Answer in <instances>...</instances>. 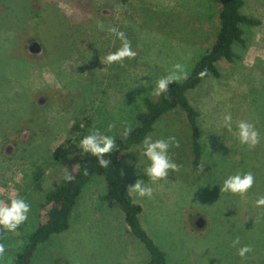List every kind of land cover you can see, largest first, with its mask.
<instances>
[{
    "label": "rangeland",
    "instance_id": "1",
    "mask_svg": "<svg viewBox=\"0 0 264 264\" xmlns=\"http://www.w3.org/2000/svg\"><path fill=\"white\" fill-rule=\"evenodd\" d=\"M244 1L242 13L260 24H242L246 46L233 45L236 59L217 62L221 76L210 75L187 93L199 114L203 159L211 171L192 168V130L183 110L163 115L148 134L179 141L171 149L179 171L151 185L150 199L132 195L142 206L144 229L168 264H264V209L254 206L264 195V0ZM220 9L215 0H0V204L19 193L32 209L29 220L3 240L10 264L23 238L46 220L40 206L46 193L62 177L77 173L82 154L73 143L109 124L116 140L125 138V128L135 127L138 113L145 111L144 100L160 98L151 84H143L154 83L175 63L189 75L216 41ZM111 28L124 31L137 53L123 65L104 61L120 47ZM34 40L43 46L37 56L28 50ZM226 114L233 127L239 120L254 124L259 143L241 145L222 127ZM138 145L120 157L127 188L137 178L147 180L129 163L142 159L131 152ZM246 171L256 178L246 196L225 193L215 184ZM199 217L206 221L202 230L195 224ZM237 236L253 248L246 260L231 246ZM149 263L148 249L130 232L100 175L82 189L69 229L38 245L31 260Z\"/></svg>",
    "mask_w": 264,
    "mask_h": 264
},
{
    "label": "trees",
    "instance_id": "2",
    "mask_svg": "<svg viewBox=\"0 0 264 264\" xmlns=\"http://www.w3.org/2000/svg\"><path fill=\"white\" fill-rule=\"evenodd\" d=\"M220 4L219 29L216 41L212 47L195 63L187 79L169 85L166 94L160 95L158 100L146 98V109L138 113L137 125L133 127L125 138H118L117 145L121 151H127L138 145L144 136L153 131L155 123L166 113L181 109L186 113L187 120L192 130V168L202 174L211 171L212 167L203 159L202 132L198 127L199 114L190 103L188 91L198 87L202 81L211 76L219 78L221 73L217 62L225 59L233 62L237 54L233 50L234 44L246 46L242 24L257 25L260 21L250 18L242 13L244 0H215ZM201 73H204L201 76ZM75 129H80L79 125ZM121 152L115 151L108 168H101L94 157L88 155L79 159L78 171L71 179L62 177L53 188L45 195L41 208L46 211V220L27 237L23 238V244L15 254L13 264H31L33 255L38 245L47 242L53 235L60 234L70 227V216L77 203L84 186L94 176H104L108 193L111 198L118 201L125 215L130 232L144 243L150 253L149 264H168L166 253L157 246L154 240L144 229L140 214L142 206L135 203L132 195L122 179ZM42 171L36 173V179L41 178ZM5 234L0 233V240H4Z\"/></svg>",
    "mask_w": 264,
    "mask_h": 264
},
{
    "label": "clouds",
    "instance_id": "3",
    "mask_svg": "<svg viewBox=\"0 0 264 264\" xmlns=\"http://www.w3.org/2000/svg\"><path fill=\"white\" fill-rule=\"evenodd\" d=\"M110 30L120 41V47L115 51L107 53L104 61L108 65H123L126 60L134 59L137 53L133 50L126 33L116 28H111ZM203 75L204 73H201V76ZM187 76L188 72L185 66L180 63H175L165 75H162L154 83L150 80V82L148 81L147 84L143 85L148 88L149 84H151V90L155 95L160 96L167 93L170 84L187 79ZM222 127L228 132L233 133L241 145H247L249 148L255 147L260 141V134L254 124L249 123L247 120H239L235 122V127H233L231 114L224 116ZM113 128L114 125L112 124H109L106 130L100 127L93 128L86 134H82L78 143H72L81 150L83 156L87 157L90 155L95 158L101 168H108L112 161L107 157L112 156L117 150L121 153H126L120 150L116 143L115 135L110 134ZM129 132L130 129L125 128L123 135L127 137ZM65 140H63L62 144ZM174 147H179V141L175 137L154 138L151 135H146L138 147L131 150L136 155L138 153L142 159L138 160L137 158L134 163L132 161H129V163L133 165L138 175L142 173L143 176L147 177V180L137 178L128 187L130 195L150 199L153 196V188L151 185L169 179L170 174L179 171L180 166L173 159L171 153V149ZM66 178L71 179V174L69 173ZM255 182L256 178L253 172L246 171L229 174L223 179L222 184L219 182L215 184L220 186V191L243 197L253 188ZM254 206L257 209H264V195L256 198ZM31 210V204L28 199L19 193L15 197L10 198L7 204H0V233L5 234V236L9 233H15L21 225L29 220ZM231 246L236 249V254L242 260H246L249 254L253 252L252 246L250 244H242L239 236L232 240ZM206 248H201V253ZM8 252L9 245L3 240H0V264H10V261L7 260Z\"/></svg>",
    "mask_w": 264,
    "mask_h": 264
},
{
    "label": "water",
    "instance_id": "4",
    "mask_svg": "<svg viewBox=\"0 0 264 264\" xmlns=\"http://www.w3.org/2000/svg\"><path fill=\"white\" fill-rule=\"evenodd\" d=\"M28 50H29V52L31 54L38 55V54L42 53L43 46H42V44L38 40H34V41H32L29 44ZM42 103H43V99H40L39 100V104H42ZM195 224H196V227L199 230H202L206 226V221H205V219L203 217H199Z\"/></svg>",
    "mask_w": 264,
    "mask_h": 264
},
{
    "label": "flooded vegetation",
    "instance_id": "5",
    "mask_svg": "<svg viewBox=\"0 0 264 264\" xmlns=\"http://www.w3.org/2000/svg\"><path fill=\"white\" fill-rule=\"evenodd\" d=\"M42 53H43V51H42ZM41 54V53H40ZM40 54H38V55H40ZM35 56H37V55H35Z\"/></svg>",
    "mask_w": 264,
    "mask_h": 264
},
{
    "label": "crops",
    "instance_id": "6",
    "mask_svg": "<svg viewBox=\"0 0 264 264\" xmlns=\"http://www.w3.org/2000/svg\"><path fill=\"white\" fill-rule=\"evenodd\" d=\"M261 21V20H260ZM140 205V204H139Z\"/></svg>",
    "mask_w": 264,
    "mask_h": 264
}]
</instances>
